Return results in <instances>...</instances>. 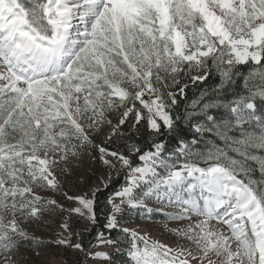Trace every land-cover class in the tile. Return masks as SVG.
<instances>
[{"label":"snow or ice","instance_id":"obj_1","mask_svg":"<svg viewBox=\"0 0 264 264\" xmlns=\"http://www.w3.org/2000/svg\"><path fill=\"white\" fill-rule=\"evenodd\" d=\"M86 157L106 171L73 191ZM121 175L93 247L120 252L118 230L124 264H264V0H0V264L53 215L49 244L111 264L72 224L96 228Z\"/></svg>","mask_w":264,"mask_h":264},{"label":"rangeland","instance_id":"obj_2","mask_svg":"<svg viewBox=\"0 0 264 264\" xmlns=\"http://www.w3.org/2000/svg\"><path fill=\"white\" fill-rule=\"evenodd\" d=\"M101 137H97L99 143ZM106 170L99 164V162L92 163L85 158V162L70 178V184L73 191H87L89 188L99 183V177L104 174ZM57 199H60L59 195H56ZM150 208L159 207V205L152 201L148 202ZM62 219L59 215H53L47 217L48 225H41L39 228L33 226L32 231L35 235L41 237L45 243L42 245H33L31 243H25L22 245L17 253L16 260L18 264H70L76 262L82 255V251L74 250L72 248L60 245H51L48 243L49 239H53V233L58 231L59 221ZM165 218L161 213H155L152 215H146L144 213H125L123 219V225L130 228L139 230L142 234L147 233L152 239H157L169 245H175L176 238L171 235L164 228ZM83 221L77 220L73 217V228L78 231ZM172 225L169 224V227ZM107 235V233H105ZM112 237L120 240L122 243L119 246L121 251L111 246L104 247L103 249H97L93 247L96 242L91 245L90 250H104L109 253V260L111 264H124L127 260L126 248L127 237L121 234L118 230L112 232ZM73 243L79 241V236L72 237ZM39 253L36 255L35 253ZM84 264H108L107 260L100 259L93 261L90 257L84 259Z\"/></svg>","mask_w":264,"mask_h":264},{"label":"trees","instance_id":"obj_3","mask_svg":"<svg viewBox=\"0 0 264 264\" xmlns=\"http://www.w3.org/2000/svg\"><path fill=\"white\" fill-rule=\"evenodd\" d=\"M211 83V82H210ZM191 95V92L189 93ZM177 135L179 137H182L184 139H191L192 132L190 131L189 127L185 124H181L180 128L178 129ZM149 137L147 132H145L140 139L136 141V143L145 145L148 141ZM164 139L166 141L170 142L171 144L175 143V137L172 136V134H165ZM120 147H123V145H120ZM123 183V175H121L120 179L114 183L110 188L103 189L101 193L98 194L99 196V206L97 208L98 216H99V223L96 228L91 229V231H84L83 230V224L78 229V232H81L82 235H79V241L82 242L85 249L91 248V245H93L96 240V234L97 230L104 231L103 225L106 223L105 217L108 215L110 208L107 206V197L108 195L113 191V189L118 188L119 185ZM84 259H86L85 253L82 252L81 257L76 262H71L70 264H84Z\"/></svg>","mask_w":264,"mask_h":264},{"label":"bare ground","instance_id":"obj_4","mask_svg":"<svg viewBox=\"0 0 264 264\" xmlns=\"http://www.w3.org/2000/svg\"><path fill=\"white\" fill-rule=\"evenodd\" d=\"M139 231V230H138Z\"/></svg>","mask_w":264,"mask_h":264}]
</instances>
